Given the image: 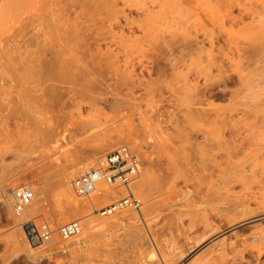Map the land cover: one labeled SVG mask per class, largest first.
<instances>
[{"label": "rangeland", "instance_id": "1", "mask_svg": "<svg viewBox=\"0 0 264 264\" xmlns=\"http://www.w3.org/2000/svg\"><path fill=\"white\" fill-rule=\"evenodd\" d=\"M183 1L55 0L38 12L29 9L22 27L10 21L0 25V51L5 53L0 59V264H147L153 237L163 248L157 252L169 254L195 231L189 228L196 213L182 221L175 220L178 213H190L205 201L211 221L219 224L225 207L243 202L254 207L264 197V56L258 45L264 0ZM104 2L120 12L117 21L104 24L111 35L95 34L96 25L102 26L97 10ZM55 27L61 34L53 33ZM75 32L99 61L111 55L118 59L102 67L90 64L98 75L56 97L41 99L29 81H14L11 69L19 55L22 61L37 43L43 46L57 35L68 38ZM144 34L149 45L138 41ZM183 35L198 47L179 59L176 45H182ZM171 46L175 54H169L170 63L163 57ZM123 79L121 88L116 80ZM194 84L212 87L218 97L192 106ZM114 98L122 102L115 110L110 104ZM199 107L206 116L193 115ZM197 130L194 139H186ZM121 146L141 159L131 186L139 207L123 203L125 187L104 180L97 189L116 188L113 202L79 199L71 179L98 168ZM145 179L149 190L143 192L136 185ZM63 183L76 204L68 205L62 197ZM218 187L223 188L220 194ZM21 188L34 192L30 217L53 231V240L44 247L27 239L14 211L12 195ZM108 207L118 213L101 216ZM255 221L231 227L227 239L254 247L261 235ZM72 222L80 224L81 233L63 240L60 229ZM196 228L201 230L202 224L197 222ZM247 259L264 264V253Z\"/></svg>", "mask_w": 264, "mask_h": 264}, {"label": "bare ground", "instance_id": "2", "mask_svg": "<svg viewBox=\"0 0 264 264\" xmlns=\"http://www.w3.org/2000/svg\"><path fill=\"white\" fill-rule=\"evenodd\" d=\"M54 1L55 0H0V25L6 21H10L11 24H17L20 27H22L23 26V20L26 17V15L28 14L27 11L29 9H32L34 12H38V11H40V9L44 5H46V4L52 5L54 3ZM89 1H90V3H92L93 0H89ZM182 1L180 0V2H182ZM184 2L185 1H183V3ZM98 5H100L99 2L93 4L91 7L95 9L98 7ZM178 5H179V3H178ZM101 8H102L101 10H97V16H100L102 18V20L100 21L102 23V26L99 27L98 25H96L95 34H97V31L101 30V31H103L102 34H110L111 35V34H113L112 30L105 28L104 24L109 23V22L113 23V21H117V18H118V15H120V12L114 11L115 6L113 7L112 5H109L108 2L102 3ZM125 20L127 21L126 22L127 25H131L133 23L132 21L130 22V19H128L127 17ZM138 23H139V21H138ZM261 23H262L261 24L262 26H260V28H261L260 33L261 34H260V39L258 38L259 39L258 45H259L260 53L264 56V20H262ZM139 28H142V27H139ZM53 33L54 34H61V29L58 27H55L53 30ZM66 34H69V33H66ZM77 34L78 33L75 32V34H71L70 37H68V38H62V37H60V35H57L56 39H53L50 43H47L43 46L41 45V43H37L38 44L37 49L34 52L30 53V55L27 56V58L22 59V61H20L21 55H19L20 58L18 57L16 59V61L13 62L14 64L12 65L13 67L11 69L14 73L12 75L14 77V81L16 83L17 82H23V80H25L27 82L29 81V83L32 85L33 93H35L41 99L47 97V95H51L52 97H56L60 92L66 91L68 86H71L75 83H79L82 81H87V80L93 79L96 75H98L95 70L94 71L90 70L91 66L95 65V66L102 67L103 62H106V64H108V63L113 62V61L118 59V58H115L114 55H111L110 57H108V59L101 58V60L102 59L103 60L99 61L97 59L99 57H95L98 54L97 53L95 54L92 52L93 47L91 48L92 51L88 48H87L88 49L87 50L85 48V46H87L86 42H85L86 40H82L81 36L77 35ZM182 34H192V33L190 31H184V33H182ZM147 35L148 34H144V37L139 38L138 41H140L141 43H147L149 45L150 41L147 40ZM111 37L116 38L115 36H111ZM117 38H118V36H117ZM122 38L123 37H121V39ZM188 38H189V35L183 37V39H182L183 48H181V46H182L181 44L178 46L176 45V47H177L176 51L178 52L180 49V51L178 52L179 53L178 55L180 56V57H178L179 59H184L186 56L193 53L192 51L194 50V47H198V44H196V42L192 41L191 38H189V39ZM163 40H164V38L162 39V41ZM123 41H124V39H123ZM173 43H176V42H173ZM121 44L123 46L124 43H121ZM171 45H172V43H171ZM168 46H169V44H168ZM176 47L174 45V48H176ZM169 49L167 47L168 51H167V54L165 55V57H163V60L171 63L173 61L170 60L171 58L169 56H172L173 54H175V51H174V53L172 51L175 49H173V47L170 50ZM83 50H85V51H83ZM163 50H165V49H163ZM163 50H159V52L162 55H163V53L166 52V51L163 52ZM197 51H198L197 53L202 52L201 48L200 49L198 48ZM170 53L172 55H169ZM0 54H1L0 59H4L5 53L3 52L2 48H1ZM2 55H3V57H2ZM99 55H101V54H99ZM102 56L103 55H101V57ZM104 56H106V55H104ZM5 60H7V59H5ZM90 64H91V66H90ZM161 69H163V67H161ZM159 71H160V69H159ZM128 77H126V78H128ZM130 77H131V75H130ZM125 79H123L120 82H118L119 80H116V84L119 83L120 84L119 87H121V88H123V86L125 87V85H126ZM210 86H214V84H212ZM192 87H193V94L191 96L193 97V99L191 100V103H192V106H194V107H197V106L204 104L209 99V97L211 95H213V92H214L213 88L212 87L208 88L207 85H204L202 87L199 84H194V85H192ZM213 96H217V94H215ZM104 100L108 102V99H104ZM110 104H112V109L115 110V109L121 107L122 102L120 100L114 98V100ZM193 115H195L197 118L204 117V116H206L205 109H203L201 107L195 108ZM197 134H199V130H197L196 132H193V133L189 132L188 135L186 136V139L187 140L194 139ZM99 167H101V166H98V168ZM93 169H97V168H93ZM93 169H91V170H93ZM91 170H89L88 172H90ZM102 170H104V169H102ZM73 180L74 179L72 178L70 181L71 188H72L71 183ZM101 180L106 181L103 175L101 176L98 183ZM98 183H97V185H98ZM66 184H67V182H66ZM66 184H64V183L62 184L63 185L62 197L66 200V203L68 205H74L77 203V200H75L74 196H73L75 193L72 194V191L70 189H68ZM108 184H110V183H108ZM113 186L118 188L117 185H113ZM120 187H123V186H120ZM133 187H135V186H133ZM136 187H138L139 189H141L144 192L148 188V181L145 179L138 186L136 185ZM26 188H28V187H26ZM115 189L116 188H114L112 186H109V187L105 186L101 189H96V191L88 198L96 197L95 203H98L102 200L106 201V203L108 202L107 200L113 202V199L116 198V193L114 192ZM136 190H137V188H136ZM147 190H149V189H147ZM222 190H223V188L218 187V189H217L218 194H220ZM127 192L129 194L132 191L127 190ZM12 198H13V195H12ZM78 198L84 199V200L87 199V198H81V197H78ZM214 199H216V198H214ZM35 201L36 200L34 199L33 202H35ZM123 201H125V199H123ZM123 203L128 204V206H130V207L132 204L130 201L123 202ZM10 204H11V201H10ZM35 204L33 203L31 206L35 207L36 206ZM206 204L207 203L205 201H201V202L197 203L196 209L190 210V213L187 210H185L187 213L186 212H180L178 210L180 213H178L177 215L175 214L176 216H174V217H176L175 220H178V221H182L183 218L187 214H189V215L194 214L195 215V213H196V215L193 216L194 218L191 219V223L193 225L189 228L190 230H195V231L187 237V242H185V244L183 243L178 248H174V247L172 249L170 248L172 250V253H169V254L167 252L165 253L163 250H160L161 253L157 252L158 248L160 247V244L158 243V241H156L157 237L156 238L153 237L154 243H155L154 245H156L157 248H155L154 245L153 246L151 245V251L149 252V256H148L149 262L147 264H185L184 261H186L188 258H191V256H196V257H194V259H191L192 261L190 264H251V263H249L247 256L252 257L254 252H257L258 256H260L264 253V214H261L262 212H264V197H262L261 200L257 201L255 203L254 207L251 204H248L247 202L234 203L232 206L225 207L223 209V211L219 212V214L222 217H224L225 220H222L219 224H214L211 221V218H212L211 215L212 214L211 215L209 214L208 208L205 207ZM113 205H114V203L111 204V207H113ZM193 206H194V204L189 205V208H188V205H185L184 208L187 207L188 209H190ZM105 210L106 209H104L103 211H105ZM107 210H108L107 213H100V215L104 216V215H108V214L118 213V208H115V209L113 208L110 210V207H108ZM121 210H124V209H121ZM217 210H219V208ZM217 210H215L214 208L211 209V211H217ZM114 211H117V212H114ZM259 214H261V216L255 217L256 215H259ZM135 216H133V217H135ZM18 217L20 219V223H21L23 229H25V231H26L25 234L27 236V239L30 241V239L28 237V233L33 228H35V227L38 228L39 225L37 224L35 219H32L30 217L29 212H28V208L26 209V211L24 213L18 215ZM107 219H109V218H107ZM121 219H123V218H121ZM252 220H256L255 222L259 223V227L261 230L260 231L261 232L260 239L254 241V245H255L254 247H252L250 245L252 247L251 248L249 246V244H246L247 242L240 244V243H237L235 241H232V239L231 240L227 239V234H228L227 231L231 227H233V226L243 227V226L252 224V222H251ZM97 221H99V219L93 220L91 223L93 224ZM103 222L104 221H102L101 223H103ZM197 222L202 224L201 230L196 228ZM76 237H74V238H76ZM219 238H222V239L219 240ZM52 240H53V238L50 241H52ZM69 240H71V239H69ZM50 241L43 242V247L46 246V244L49 243ZM30 242H32V241H30ZM33 243H36V242H33ZM160 248L163 249L162 247H160ZM162 251H163V253H162Z\"/></svg>", "mask_w": 264, "mask_h": 264}, {"label": "built area", "instance_id": "3", "mask_svg": "<svg viewBox=\"0 0 264 264\" xmlns=\"http://www.w3.org/2000/svg\"><path fill=\"white\" fill-rule=\"evenodd\" d=\"M141 159L133 153L129 147L121 146L109 152L102 160L101 167L87 172L83 176L72 181L74 193L81 198L90 197L97 189V183L103 175L111 185L123 186L126 190L132 191L131 186L140 174ZM104 169V170H102ZM34 192L21 188L13 192L14 211L20 215L29 208L34 201ZM130 201L131 206L139 207L140 202L136 200L133 192L123 202ZM104 213H107L105 211ZM81 233V226L78 222H72L60 229V237L69 240ZM53 231L48 224L33 228L28 237L30 241L40 243L52 239Z\"/></svg>", "mask_w": 264, "mask_h": 264}]
</instances>
